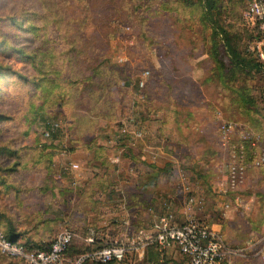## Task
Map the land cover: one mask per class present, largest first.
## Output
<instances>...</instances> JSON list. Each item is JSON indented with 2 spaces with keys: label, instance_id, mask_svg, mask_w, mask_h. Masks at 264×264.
Returning a JSON list of instances; mask_svg holds the SVG:
<instances>
[{
  "label": "rangeland",
  "instance_id": "obj_1",
  "mask_svg": "<svg viewBox=\"0 0 264 264\" xmlns=\"http://www.w3.org/2000/svg\"><path fill=\"white\" fill-rule=\"evenodd\" d=\"M206 1L0 0V62L10 65L6 73L0 74V114L4 116L0 118V179L3 180L0 185V210L16 221L17 227L27 230L26 235L18 240L24 241L26 236H32L27 239L45 244L52 236L46 233L49 225L54 232L74 225L69 222V191L58 193L53 189V184L58 183L62 187L69 184V170L63 167L69 161V154L66 153L69 152V128L66 122L69 118V42H75L73 53L89 58L88 65L99 63V67L113 73L112 80L115 79L110 89L113 98L105 93L96 98L98 106L109 104L112 100L115 105L114 110L103 111L107 115L98 121L97 134L116 142L114 136L129 117L135 116L139 122L137 126L141 129L142 140L129 135L122 137V154H129L134 147L142 153L143 142L152 146L160 141L161 132L157 129L146 140L142 120L148 119L154 123L155 119H160L156 114H162L161 108L167 103L176 110L173 120L182 118L184 122L182 128L177 127L178 135L188 142L189 138L195 136L197 139L198 135L204 133L210 140L203 145L205 148L211 144L217 145L219 132L217 135L215 108L221 110L222 119L231 120L237 125L241 123L244 131L254 132L253 139L256 138V141L264 135V108L260 94L264 88L262 71L236 70L232 79L233 92L215 77L198 81V87L194 80L185 75L184 70L189 71L193 66L186 56L200 50L205 52L211 42L210 35L214 28L208 20L212 24L216 21V30L220 31L221 36L238 42L241 48L245 49L250 40V24L244 17V0H213L211 7L206 6ZM33 25L36 29L31 30ZM11 44L20 45L25 52L35 48L37 51L32 62L30 59H17ZM118 56L121 58L118 59ZM204 58L207 76L213 62L207 56ZM188 61L190 63L186 64ZM47 67L56 70V73L49 75L54 84L52 87L47 80L40 79L39 74L35 73V79L40 86H35L30 80L23 82L12 72L16 70L31 78L33 70ZM144 69L148 73L144 75L143 85L138 86L136 80ZM238 87L239 90L248 87V92L254 96V102L250 103L252 110L240 106L241 102L234 91ZM186 108L194 109L192 119L195 127L191 126L190 117L183 116L182 110ZM45 122L57 124L55 137L44 135ZM244 123L249 127L243 126ZM89 125L92 127L93 122ZM92 129L96 131V128ZM237 138L234 135L230 140L236 141ZM183 147L188 149L190 145ZM182 153L177 148V154ZM121 163V170L139 165L133 166L124 159ZM178 163L175 162L172 168L181 169L182 164ZM151 164V168H157L154 162ZM186 164L183 165L190 168L191 165ZM7 167L11 169H1L6 170ZM138 168L149 169L142 165ZM104 172L106 178L111 179L110 183L124 176L123 173L113 175L111 170ZM177 176L175 172L173 178ZM139 177V174L135 176L133 173L127 181L138 183ZM158 179L160 185L167 180L162 173ZM168 179L172 181V178ZM105 199L97 198L100 201L96 206L97 211H94V206L91 207L92 204L82 206V209L89 210L87 220H91L98 210L100 213L107 210ZM110 199L112 201L114 198ZM110 205L108 208H114ZM164 210L168 209L161 206L155 216ZM190 213L194 215L192 209ZM54 217L58 219L52 224L43 221L47 218L53 220ZM1 219L3 216L0 217V224L4 223ZM89 223L97 226L103 224L97 220L85 222L82 226ZM132 223L135 225V222ZM261 225L257 224L260 229L259 234L255 235L256 241L250 239L247 245L230 244L225 238L229 246L241 248L242 253L227 257L222 264H264V227ZM0 230L5 233L2 227ZM135 252L133 250L128 260L120 264H140L142 257L135 255ZM178 260L181 261V257ZM0 264L25 263L0 254Z\"/></svg>",
  "mask_w": 264,
  "mask_h": 264
},
{
  "label": "crops",
  "instance_id": "obj_2",
  "mask_svg": "<svg viewBox=\"0 0 264 264\" xmlns=\"http://www.w3.org/2000/svg\"><path fill=\"white\" fill-rule=\"evenodd\" d=\"M205 56L206 53L202 50L194 52L192 56H186L188 60L191 59L193 66L189 71L184 70L185 75L194 80L198 87H200L198 81L206 77V69L203 65ZM188 63L190 62L186 64ZM161 109L162 114L154 110L156 115L160 116V119H155L154 123L148 119L142 120L146 140L153 130L157 129L159 133L161 132L160 141L156 144L149 146L145 144L147 142L142 143L144 145L142 153L134 147L129 154H122L121 140L115 142L110 137L106 139L97 134V127H94L96 131L90 132L89 136H85L83 131L81 134L69 135V152H66L69 154L68 162H74L77 166L68 168L69 184L63 187L53 184L54 190L63 192L65 187L69 191V220L79 217L80 222L86 221L85 214L79 208L86 206V202L93 204L95 201L98 204L97 202L100 201L97 198L105 197L108 207L112 204L114 208L107 207V210L101 211L102 213L98 210L97 218L101 223H105L110 215H116L121 203L123 206L125 203L129 206L124 209L131 227L132 222L135 224L151 222L156 210L161 206L170 210L176 221H181L186 215L185 196L193 195L194 215L216 229L228 243L246 244L250 239L256 238L260 229L257 224L261 223L264 227V165L256 166L254 160L259 154L264 153V135L256 141V138L253 139L254 132L251 131L252 137L242 139L239 135V131L243 130L240 123L227 141L222 142L217 136V145L211 144L205 148L203 145H207L210 140L204 133L202 136L198 135L197 139L195 136L189 138L187 142L183 136L178 135L177 127L182 128L184 122L182 118L178 121L173 120L175 108L167 103ZM182 111H184L183 116L191 119L195 113L194 109L188 108ZM214 117H216L217 131V125L223 118L220 109H214ZM190 123L192 127L196 126L194 119ZM243 126L249 127L246 123ZM262 126L264 127V120ZM234 135L238 138L236 141H231ZM93 138L96 142L94 145H92ZM187 144L190 147L185 149L183 146H188ZM177 148L183 152L182 155L177 154ZM122 159L129 161L133 166L139 165L127 166L121 170ZM152 162L157 168L150 167L153 165ZM175 162L182 164L181 169L172 168ZM185 163L192 168L184 166ZM140 165L149 169L138 168ZM232 165L242 167L241 181L234 187L228 184L229 167ZM105 167L109 169H106L108 172L111 170L113 175L118 176V173H123L126 176L125 179L124 176L116 180L113 178V183H110L111 179H107V175H104ZM175 172L178 176L173 178ZM133 173L135 176L140 175V182L127 181L129 175ZM161 173L167 178L162 185L158 181ZM94 174L96 178H92ZM168 178H172V181ZM49 190L50 188L47 189ZM90 192L93 195H89ZM110 197L116 199L111 201ZM134 254L142 257L140 264H152L154 260L161 261L169 258L174 259L166 261L171 264H182L184 261V257L175 246L162 250L146 246ZM178 257H181V263L177 260Z\"/></svg>",
  "mask_w": 264,
  "mask_h": 264
},
{
  "label": "trees",
  "instance_id": "obj_3",
  "mask_svg": "<svg viewBox=\"0 0 264 264\" xmlns=\"http://www.w3.org/2000/svg\"><path fill=\"white\" fill-rule=\"evenodd\" d=\"M212 2L213 0L212 1L207 0L205 4L207 7H211L213 6ZM244 3H245V7H244V11H245L249 8V0H244ZM208 23L211 24L214 30L210 35L211 42H209V45L205 53L208 59L211 62H213V65L209 68L208 75L204 79L207 78L211 79L212 77H215L216 79L220 80L223 84H225L227 87H229L230 91L233 92L232 79L235 77L236 70H238V72L260 70L264 73V66L261 64L260 61L256 60L255 57L249 51H247L246 46L245 49L244 47L241 48L238 42H231L227 38L222 37L220 31L216 30V27L218 26L216 24V21L215 23L212 24L211 21L208 20ZM34 28L36 29V26L34 25L31 26V30ZM106 30L107 29L104 30L105 33H107ZM257 34H258V30L256 29V27L250 26L249 39H253L254 37L257 36ZM11 47L16 52L14 56L22 61L30 59V61L32 62V59L35 57V52L37 51L34 48L29 52H25L20 45H15V44H11ZM74 47H75V42H69V118H67L66 122L69 128V135L81 134V131H83L85 136H89L93 132L92 128L96 127L98 121L107 115L104 114L103 111H107L111 109L114 110L115 108V105H113L114 103H112L113 100L109 104H104V105L99 104V106L96 102L97 96L98 97L100 95L103 96L104 93L106 94V96L110 95L111 98H113L112 93H110L111 92L110 89L112 82L115 79L112 80L113 73L108 72L104 67H99V63L92 66L88 65L89 58H83V56H80V53L79 54L76 52L73 53ZM9 68L10 65L0 62V74H2L3 72L6 73L7 71L6 69ZM38 69L39 68L32 71L31 78H27L25 74L20 73L19 71L16 70H12V72L17 74V76L23 82H27L28 80H30L31 82L35 83L33 84L35 86H40L39 85L40 83H38L37 80L35 79V73L39 74L40 79H45L50 83L51 87L54 86V84H52V78L49 77V75L56 73V70L52 67H47V69L44 70H38ZM106 72H108L107 75ZM234 91L236 92L238 100H240L241 102L240 106L245 110H249V109L252 110L253 106L251 104L254 102L255 98L254 96H252V94L248 92V87H244V89H240V90L238 87L235 88ZM261 106L263 107L262 103ZM2 117L4 116H1L0 114V118ZM88 120L89 123H87ZM91 122H93L92 127L89 125ZM48 123L49 122H45L44 124L45 127L48 126ZM116 135L117 136L114 137V139L117 142L119 140H122V137H126L127 135L130 136L128 132L122 134L118 133ZM50 136L52 138L55 137V132H51ZM142 138L140 137L138 139H142ZM92 141H93L92 145L96 144L94 138ZM190 168H192V166H190ZM1 169L3 171H7V169L10 170L11 167H7L6 170L4 168ZM92 178H96V174H94ZM1 184H3L2 179H0V185ZM56 185H58V183ZM64 191H66L65 187H64ZM58 193H60V191H58ZM89 195H93V193L90 192ZM93 202H94L93 204L88 202H86V204L87 205L92 204L91 207L94 206V211H96L97 204L95 201ZM97 203L99 204V202ZM124 207L125 209H127V207L129 206L128 204L125 203ZM79 209L82 210L85 216L89 212V210L87 211V209H82V208ZM5 214L7 213L4 210H0V217L3 216V219H1V221H4V223L1 222L0 224V227H2L5 231V233L3 232V234L10 241L21 244L25 250L40 249L47 247L50 241L52 240V238L54 237L55 233L60 230V229H56L54 232V230L53 231L51 230V226L49 225V230H47L46 233L47 235H52V236L47 242H45V244L32 242L27 239V238H31L32 236H26L24 241H20L18 239L22 238L21 236L26 235L27 230L17 227L16 221L11 220ZM97 216H98L97 214H94L91 220H86L82 222L78 220L79 217L77 218L75 217L74 220H69V222H72V224L74 225L72 226L69 225V227H66L72 233L71 238L69 239L68 243L66 244L65 248L62 251V257L66 261L72 260L81 252L89 251L107 244L108 242L112 241L114 236L120 232L121 222L116 217V215H112V216L110 215L108 218H106L105 223H103L102 226H97L90 223L84 227L82 226L84 225L83 223L85 222L97 221L98 220ZM57 219H58L57 217H54L53 220L47 218L43 221L45 224H49V223L52 224V222H55V220ZM138 226H140L139 223H136L135 225L132 224V228H136ZM89 229H93L95 231V235L91 241L85 240V236L87 235ZM148 246H153L156 249V246L154 244H149L147 245V247ZM132 254L133 251L126 250L121 262L125 261L126 259L128 260L129 258L128 256ZM8 257L23 261L21 257H11V256ZM170 260H174V259L169 258L161 261L154 260L152 264H171L166 262ZM177 260H175V262ZM88 261L90 263H87ZM179 262L181 263V261ZM85 264H103V263L97 260L87 259Z\"/></svg>",
  "mask_w": 264,
  "mask_h": 264
},
{
  "label": "built area",
  "instance_id": "obj_4",
  "mask_svg": "<svg viewBox=\"0 0 264 264\" xmlns=\"http://www.w3.org/2000/svg\"><path fill=\"white\" fill-rule=\"evenodd\" d=\"M244 17L251 27L258 30L257 36L247 42L246 49L264 66V0H249V8L244 11ZM120 58L121 56H118V59ZM147 73V69L140 72L141 75L136 80L138 86L143 85L144 75ZM260 94L264 107V88ZM135 118L129 117L127 123L119 127L118 133L128 132L130 137L135 139L142 137L141 129L137 126L139 122ZM56 128L55 122H49L44 135H50ZM236 129L237 124L231 120L221 119L217 125L222 142L227 141L229 135ZM239 134L242 139L252 137V134L246 131H239ZM254 165H264V153L257 156ZM76 166V163L68 162L64 168ZM241 175V166H230L229 186L234 187L240 182ZM193 203H195L193 195L185 196L186 215L181 221H176L170 210H164L148 224L136 228L129 224L127 213L121 203L116 214L121 222V230L113 240L101 247L81 252L70 261L62 257V251L72 235L68 228H61L56 232L47 247L32 250H25L21 244L10 241L0 230V253L21 257L26 264H85L87 259L97 260L103 264H120L126 250L137 251L149 244H154L159 250L175 246L184 257L182 264H222L227 257L241 254V248L229 246L216 229L190 213ZM94 235L95 231L89 229L85 240L91 241ZM262 241L264 246V234Z\"/></svg>",
  "mask_w": 264,
  "mask_h": 264
}]
</instances>
